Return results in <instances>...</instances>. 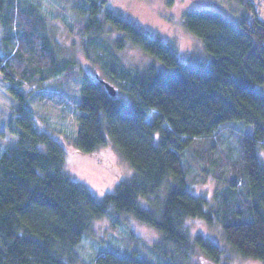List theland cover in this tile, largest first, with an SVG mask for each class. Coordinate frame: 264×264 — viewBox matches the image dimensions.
Here are the masks:
<instances>
[{
  "label": "trees",
  "instance_id": "16d2710c",
  "mask_svg": "<svg viewBox=\"0 0 264 264\" xmlns=\"http://www.w3.org/2000/svg\"><path fill=\"white\" fill-rule=\"evenodd\" d=\"M239 1L243 10L234 20L212 8L185 13L184 26L210 53L209 60L194 62L180 60L173 43L143 32L110 7L108 0H86L82 33L88 58L97 61L92 56L93 41L110 24L167 66L150 65L132 72L109 63V73L121 83L119 91L115 87V96L102 82L105 79L82 73L77 150L92 153L110 138L135 169L130 180L121 181L113 192L99 198L65 171L66 148L38 128L21 91L25 81L41 70L60 72L76 63L59 62L46 31V18L36 4L0 0V34L5 33L0 64L10 93L20 101L14 120L8 123L18 141L12 147L0 145V264H71L75 247L94 221L112 211L133 214L160 231L162 240L151 248L167 256V264L187 261L196 247L214 260L220 258L218 243L190 235L192 219L219 221L232 248L264 262V162L260 156L264 141V17L256 0ZM11 42L17 47L11 49ZM116 45L123 48L125 40L118 37ZM105 48L109 60L111 47L106 43ZM23 54L29 60L20 64ZM234 122L251 126L253 133L238 134L240 155L232 160L234 166L219 203L211 204L190 191L184 151L192 148L199 161L207 163L205 167L215 166L218 154L207 156L198 142ZM206 147L208 152L211 147L217 149L210 143ZM164 185L167 191L161 197ZM142 200L148 206L140 205ZM159 262L108 250L94 264Z\"/></svg>",
  "mask_w": 264,
  "mask_h": 264
},
{
  "label": "rangeland",
  "instance_id": "374dc122",
  "mask_svg": "<svg viewBox=\"0 0 264 264\" xmlns=\"http://www.w3.org/2000/svg\"><path fill=\"white\" fill-rule=\"evenodd\" d=\"M36 4L46 19L47 34L52 46L57 52L61 64L73 61L74 68L63 69L60 72L41 70L37 77L26 80L21 89L30 106L38 128L50 134L65 148L64 169L71 178L88 186L97 197L113 192L117 185L124 180H130L135 169L124 159L111 139L98 146L92 153L77 150L75 140L79 127L78 96L81 93L83 74L105 79L113 84L117 90L121 83L109 73V63L115 68L126 67L135 71H142L150 65L167 69V66L155 59L142 47L133 44L126 34L118 31L110 24L106 25V33L93 41L94 53L97 61L88 58L84 50V34L82 27L86 16L83 8L88 6L86 0H24ZM264 17V0H256ZM121 17L136 24L143 32L159 37L165 42L173 43L175 52L182 61L209 60L210 53L206 51L203 43L193 36L184 26L183 17L191 9L212 8L230 20L240 16L243 6L239 0H108ZM5 33L0 34V51L5 46ZM125 40L123 48L118 49L117 38ZM86 41V40H85ZM13 44V42H11ZM106 43L109 44L106 58ZM12 45L8 46L10 48ZM15 44L11 47L13 49ZM17 46H15L16 48ZM6 47H4V50ZM27 54H23L20 64L28 61ZM18 70L19 66L15 64ZM0 64V145L3 148L12 147L18 141L17 136L10 133L8 123L14 120L20 101L14 98L9 91V81L3 75ZM17 76L16 71L13 73ZM9 76V75H8ZM10 77V76H9ZM30 82V83H29ZM11 85V84H10ZM264 93V85H261ZM121 92V91H120ZM124 92V91H123ZM122 93V92H121ZM125 93V92H124ZM126 98L125 95L119 94ZM154 113L151 114L150 120ZM252 127H244L238 122L228 123L221 127L214 136L199 140L202 152L211 157L218 154L219 165L207 166L199 161L192 148L184 151L186 177L188 186L193 194L204 196L211 204L219 203V196L227 185L226 179L233 168L232 160L240 155L238 134L252 135ZM211 144V151H207V144ZM200 154V152H199ZM221 156L225 157L224 159ZM264 162V141L260 150ZM225 162L223 165L221 163ZM169 183H173L172 180ZM167 185L160 190L164 197ZM140 205L148 206L146 201ZM191 236L202 235L210 238L220 245L222 254L214 260L200 247L188 256L187 261L181 264H264L262 260L246 257L232 248L226 241L219 221L209 223L199 219L189 222ZM162 240V234L157 229L137 219L130 213L112 211L106 216L94 221L93 227L84 236L82 242L75 247L71 264H94L97 256L108 250L123 256L135 254L137 257L149 262L160 261L167 264V256H160L151 248ZM170 250V249H168ZM176 259L180 258L175 255ZM175 263L180 264L177 260Z\"/></svg>",
  "mask_w": 264,
  "mask_h": 264
},
{
  "label": "water",
  "instance_id": "95a60500",
  "mask_svg": "<svg viewBox=\"0 0 264 264\" xmlns=\"http://www.w3.org/2000/svg\"><path fill=\"white\" fill-rule=\"evenodd\" d=\"M102 82L105 84L111 95L115 96L117 93L115 86L106 80H102ZM208 264H214V263L210 262Z\"/></svg>",
  "mask_w": 264,
  "mask_h": 264
}]
</instances>
